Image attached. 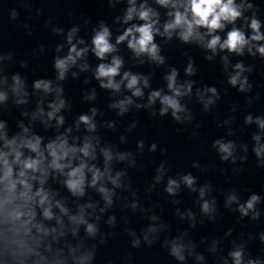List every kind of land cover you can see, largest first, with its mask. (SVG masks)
Returning a JSON list of instances; mask_svg holds the SVG:
<instances>
[{
	"label": "clouds",
	"instance_id": "1",
	"mask_svg": "<svg viewBox=\"0 0 264 264\" xmlns=\"http://www.w3.org/2000/svg\"><path fill=\"white\" fill-rule=\"evenodd\" d=\"M155 2L159 6L169 9L167 13L169 18L163 23L162 31L159 26V13L146 3H140L137 6V0H128L129 7L123 17V23L127 24L133 19H138L143 21V23L139 25L132 24L127 27L123 34L117 36L115 44L110 42L111 32L103 21L99 23V28L94 30L91 40V51L101 61L111 55L110 62L100 63L95 69L94 76L99 81V86L103 89L119 92L123 85L131 92V96H125L110 105L111 108L118 109V115H123L127 112L129 107L133 105L132 98H142L144 96L142 89L149 87L148 77L143 75L125 71L121 76L123 60L120 56L113 54L117 52L116 45L125 41H127L128 49L136 57L146 56L158 65L164 64L165 58L160 55V48L154 42L156 35L171 40L173 35L176 34L184 43H196L212 53V55L206 57L208 60H211L218 52H227L237 56H244L245 52H247L250 56L258 54L260 58H264V32L261 31V21L256 17L255 12H253L251 17L244 16L246 11L253 9L254 5L252 3H248L246 0H240L239 3H237V0H155ZM16 17L17 12L13 10L11 18L15 19ZM242 18L244 24L250 30V34H246L241 27L235 26L236 21ZM228 25H232L231 30L227 31L226 38L222 39L216 33L223 32ZM53 31L61 34L63 29L56 28ZM78 31L77 27H72L68 31L66 37L68 45L67 55L64 57L57 56L54 59L58 80H64L69 69L77 66L78 61L85 57L89 51L87 46L78 48V45L85 43L82 39H76ZM74 40L75 43L73 42ZM61 47L58 46L56 50L59 52ZM221 59L225 71H227L228 56H222ZM79 67L81 70H87L89 66L84 63L79 65ZM251 71V67H245L243 62L235 63L232 66L231 73L228 75V84L237 88L240 92L249 91L251 85L248 83V77L245 73ZM185 73L188 76L195 75V69L191 61L186 67ZM72 75L75 76L76 73L73 72ZM117 76H121L119 81L115 79ZM165 80L167 82V94L163 90L152 91L147 98V104H136L135 106L137 108H148L155 105L158 101L160 104L159 115L161 117L170 112L172 118L178 123H182L184 119L191 120L192 117L187 113L186 107L182 105L181 98L192 93L194 82H178V72L175 68L170 70L165 76ZM3 82L6 83V78ZM33 87L36 90H43L45 93L55 91L56 99L48 105L51 110L47 112V120L51 121L55 118L57 126L62 125L64 123L63 117L57 116V113L65 106V101L60 98L62 90L59 87L53 89L51 81L44 79L36 80ZM10 90L17 97L16 103L23 104L26 102L22 99V97L27 95L25 84L18 74L12 76ZM207 93L211 95L205 99ZM196 95L198 100L204 104L205 111L215 103L213 98H219L215 87L197 89ZM94 98V92L85 97V99ZM7 99L8 94L0 91V103L5 102ZM39 112L41 115L44 114L43 109H39ZM96 113L97 110L93 108L91 116L81 115L78 118L77 127L83 124L88 132H94L96 124L93 122V117ZM182 114L184 115L182 116ZM252 123H255L261 131H264V119L257 117L253 120L251 115L246 116L245 124ZM45 124H47V121H45ZM111 126L109 125V127ZM5 128V124L0 123V224L5 226L6 233L11 232L13 237H29L32 229L44 236L49 235V232H56L55 228L47 229L41 223H33L36 219L35 208L37 207L42 210L44 220H52L54 218L51 198L53 193L44 187L50 174L63 176V185L74 197L84 196L86 187L95 188L104 201V207L100 209L101 212L112 206L115 193L104 186L102 182L108 181L115 188L121 187V178L125 174L119 171L113 174L111 163L114 159L118 161L128 160L131 153L114 154L110 148H100V154L104 161V167L101 170L95 163H92L97 159L96 148L99 145L98 139L94 145L92 142L93 138L86 136L82 144L77 146L75 142H69L68 135L65 133L57 136L55 140L42 147L41 137L32 136L29 138L26 135H22L9 139ZM23 131L27 133L28 129L25 128ZM70 131L71 129H69ZM252 139L255 141L253 152L261 165H264V145L260 144V135L254 134ZM137 146L138 148H143V141H139ZM156 147V144H152L149 151L155 152ZM213 147L217 149L222 161L231 159L233 163L236 162V156L234 155L236 146L232 141L225 142L218 139L214 142ZM243 147L247 151V146ZM24 150H27L29 155H25ZM240 159L243 161L246 157H240ZM132 163L134 164L135 161L133 160ZM157 173L155 179L159 183L164 175L163 163L157 169ZM89 174L91 177L90 181L88 180ZM181 181L189 190L197 191L195 187L196 178L191 174L183 175ZM34 182L38 185L35 189ZM98 185L100 186L97 187ZM179 188L180 183L175 179L169 178L165 191L169 195H175ZM210 190L211 186L209 184H205L198 190L201 199L200 211L203 215L213 218L217 212L216 201L215 199L211 201L205 199L206 194ZM260 202L261 197L257 194H252L245 202L241 203L235 192H231L225 199L224 207L238 212L241 218L249 217L251 214V219L256 220L260 216V212L256 207ZM233 205H236V207L233 208ZM54 206L62 214L68 215V210L59 201ZM86 207L91 208L93 205L89 204ZM136 207L137 205L133 203L132 208L135 209ZM84 213L85 206H82L77 215L69 216L68 219L77 226L84 225L86 234L94 238L99 231L98 226L97 224L89 223L85 219ZM185 215L189 220H194V214L191 211ZM181 218L183 219L184 216L182 215ZM56 219L57 223H60L59 218ZM96 219L99 220V217ZM152 219L155 220L156 217L153 216ZM107 223L113 225L115 217L110 216ZM157 231L158 229L155 227L147 228L143 234L144 242L152 244L154 241L149 237ZM73 234L75 235V231ZM129 234L135 237L134 232ZM260 240L264 242V234H261ZM36 242H39L38 239ZM140 243L139 238H134L132 247H139ZM165 243L170 249V254L178 261L183 262L186 259V252L187 255L193 254V245L191 243L186 244L180 239H174L170 243L166 241ZM9 244L16 246L17 250L11 253L14 257L31 254L39 256V253L28 247L23 239H9L5 235L6 249ZM212 250L215 251V248ZM228 257L231 259L232 264H264V260L260 258H248L246 260L242 244L234 246L228 253ZM93 258L94 253L91 251L79 257H74L76 264H90ZM41 259L43 258L41 257ZM196 259L203 260L204 257L198 255ZM224 264H228L227 260L224 261Z\"/></svg>",
	"mask_w": 264,
	"mask_h": 264
}]
</instances>
